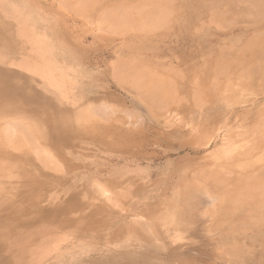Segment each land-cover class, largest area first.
I'll list each match as a JSON object with an SVG mask.
<instances>
[{
  "label": "rangeland",
  "instance_id": "374dc122",
  "mask_svg": "<svg viewBox=\"0 0 264 264\" xmlns=\"http://www.w3.org/2000/svg\"><path fill=\"white\" fill-rule=\"evenodd\" d=\"M113 1L0 0V264H264V73L211 75L264 0H179L150 34Z\"/></svg>",
  "mask_w": 264,
  "mask_h": 264
},
{
  "label": "bare ground",
  "instance_id": "6f19581e",
  "mask_svg": "<svg viewBox=\"0 0 264 264\" xmlns=\"http://www.w3.org/2000/svg\"><path fill=\"white\" fill-rule=\"evenodd\" d=\"M85 1H88V0H85ZM178 1L179 0H114L113 2L115 4V10H113V13L110 14L109 16H107V17L102 15L101 19H102V21L104 20V22H106L108 25L109 24H113L115 26V31H118V32L125 33L126 31L133 30V31H136V32L144 33V34H150L153 31L155 32L156 30H159V29H161L163 27H166V25L168 24L169 17L173 13H175L176 10H177L176 7H177ZM179 2H181V1H179ZM103 4H104V2H103ZM111 4H112V2H111ZM257 7L255 8L256 11H257ZM260 7H262V6H260ZM259 9L260 8H258V10ZM106 12H107V9H106ZM262 12H259V13H262ZM262 34H264V33H262ZM263 40H264V35L263 36H259V37L257 36L256 39H254L252 42H249L248 45H244L245 47L242 48L241 50H239L238 52H236L235 54L230 55L231 53L230 54L228 53L230 56L226 55V56H220V57H223V58H215L213 60V62H211L212 63V67H211L212 71L211 70L210 71H211L212 77L225 76L227 78L228 82H230V81H232V80H234L236 78H239V79L243 78L245 83H249L251 77L255 76L256 74H260L261 73L259 71H263L262 73H264V46L261 45V42ZM232 53H233V51H232ZM129 66L131 68L132 77L133 76L137 77V76H140V75L142 77L143 76L142 73H144L146 75V77H145V75L143 77L148 79L147 75H149L150 79H152L150 84L153 85L155 83V85H153L151 87H150L149 84L147 86L143 85V88L144 87L148 88V86H149L148 91H146L147 89L145 90L147 92L146 96L148 98H151L153 100H155V99H157V100H162V99L166 100L167 98L168 99L169 98L175 99L176 91H175V93H173V91H169L168 89L172 85H169V87H168L167 86L168 82L165 81V80H167L170 77H168L167 79L165 78L164 81L167 82V83L164 82L166 84V86H164L161 77H160V79H161V82H160L158 80L159 77H156L157 74L151 72L150 69H139L138 70L137 68H135L134 64H130V63H129ZM204 73H205V77L203 75H201L200 77L197 76L198 77L196 79L197 82L200 79H205V78L209 79L208 74H207L208 73V69H206L204 71ZM254 73H255V75H254ZM174 75H176L179 79L182 77V74H180L178 71ZM261 75H264V74H261ZM135 79L137 80V78H133V80H135ZM173 79L174 78H172V81H173ZM136 80H135V82H136ZM138 80H140L139 77H138ZM169 80H171V79H169ZM214 84H215L214 86H211L210 84H209V86L212 87L213 89H215L218 93H221V95H222L224 90H223L221 81L215 80ZM209 86H203V85L198 86L195 89V91L191 94L192 100L193 101H197L199 99L198 96H200V92L205 93V89H209L208 88ZM203 87H204V89H203ZM172 89H175V88H173V86H172L171 90ZM211 94H212V92H211ZM152 102L154 103V101H152ZM162 104H163V102H162ZM258 142H264V134L260 135V138H259ZM251 165H252V163H251ZM252 168H254L253 165H252L251 169ZM1 169H3V168H1ZM257 174H258V176H260V178L263 177V175L261 176V175H259V173H257ZM8 175H9V173H8ZM8 175L1 174V176H3V177L4 176H8ZM258 178H255V176L253 175L252 179H257L256 181H258ZM260 181H261V183H260ZM260 181H259L260 184H258V185L262 186V183L264 182V180H260ZM253 183H255V182H253ZM253 186H254V184H253ZM257 188H259V187H257ZM232 191H234V190H232ZM230 193L231 192H229V194ZM233 194L234 193H232V195ZM236 195H238V193ZM234 196L231 197V200L229 199L230 202L227 200L228 201L227 203H231V204L233 203L234 204L235 200H237L236 199L237 196H235L236 198L233 200ZM232 205H230V206L233 207Z\"/></svg>",
  "mask_w": 264,
  "mask_h": 264
}]
</instances>
